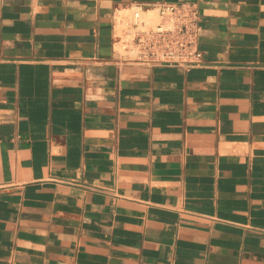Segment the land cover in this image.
Returning a JSON list of instances; mask_svg holds the SVG:
<instances>
[{"label": "crops", "instance_id": "0c3cea01", "mask_svg": "<svg viewBox=\"0 0 264 264\" xmlns=\"http://www.w3.org/2000/svg\"><path fill=\"white\" fill-rule=\"evenodd\" d=\"M159 1L0 0V264H264V0H165L203 64L121 62Z\"/></svg>", "mask_w": 264, "mask_h": 264}, {"label": "built area", "instance_id": "2783aa9c", "mask_svg": "<svg viewBox=\"0 0 264 264\" xmlns=\"http://www.w3.org/2000/svg\"><path fill=\"white\" fill-rule=\"evenodd\" d=\"M200 21L194 2L161 0L152 6L136 5L120 14L112 46L121 62L199 66L203 64Z\"/></svg>", "mask_w": 264, "mask_h": 264}]
</instances>
